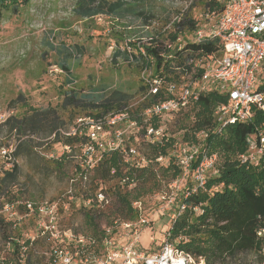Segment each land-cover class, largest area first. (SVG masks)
<instances>
[{
    "label": "trees",
    "instance_id": "16d2710c",
    "mask_svg": "<svg viewBox=\"0 0 264 264\" xmlns=\"http://www.w3.org/2000/svg\"><path fill=\"white\" fill-rule=\"evenodd\" d=\"M141 1H144L143 4L134 5L135 0H74L73 15L79 21L84 22L86 29L96 25L98 16H104V19L111 25L110 34L120 37L127 31L125 25L127 19L143 17L147 25L148 20L154 17V9L145 10L147 3L149 1L154 3V1ZM200 1L203 8H207L211 14L221 15L224 11V6L214 0ZM8 9L10 12L18 11L17 3H11L9 7L6 0H0V21L4 20V14ZM190 19L185 29L176 34L171 33L168 38L175 41L178 33L187 38L195 32L198 23L193 19V15ZM219 48L218 41H207L201 44H188L177 53L165 48L163 43L157 49L147 47V50L156 57L154 69L157 75L167 83L175 84L180 82L181 76L186 72L188 75L191 73V68L185 64V54L209 56ZM75 49L79 53L82 47L78 46ZM56 52L61 57L62 70L68 74V82L74 84L76 81L72 78V69L68 62L77 58V55L72 49L64 46ZM160 53L166 56L162 57ZM172 53L174 54L170 58ZM121 59L128 64H135L141 72L142 69H139L136 64L135 52L128 53L127 50L122 51L118 48L112 55V61L117 64V61H122ZM145 64L147 67L150 66L147 62ZM200 75L201 72L193 75V78H198ZM139 81L141 84L135 94L126 91L125 88L114 87H107L109 92L95 91L88 94L70 90L65 93L62 103L56 106L50 105L44 109L26 105L24 95L20 93L9 104L21 105L22 111L4 122L10 131L18 133L21 138L29 135L27 139H21L16 145L14 156L19 157L23 153L31 154L40 143V146L44 147L61 144L71 150L76 145L87 149L91 144L90 125L76 123L81 115L101 122L103 125L107 123L106 119L122 114H126L127 119L116 122V126L123 122H139L142 112L151 104V101L147 100L131 107L136 96H142L146 91L141 78ZM91 85L94 86L92 83ZM172 97V95L165 96L162 93L155 98V101L161 102ZM226 102L225 96L210 92L201 95L184 112L183 121L185 120L186 123L182 122L180 126V129L184 131L182 142L201 145L210 155L217 156V163L214 173L206 176L202 187L196 185L191 179L182 189L181 196L176 195V199L179 197L177 206L183 205L185 208L180 212V208L177 207L174 213L175 218L164 232V234L169 233L168 240L177 251L184 252L196 260L203 259L205 264L238 262L239 255L247 253H255L257 257L264 256V233L259 236V233L264 231V152L257 157L256 161L243 162L241 159L251 154L248 144L249 137L264 134V112L256 110L251 121L238 122L224 127L221 131H216L217 121L214 110L216 106ZM151 122L154 128H159L161 125L157 118H153ZM71 128L76 129L75 134H68ZM201 132H204L207 137L198 138L197 134ZM141 133L145 134V132ZM176 145L174 139L162 143L149 142L145 148L146 163L144 165L132 160L126 161V154L121 147L106 148L103 151L97 148V154L101 158L89 172L87 169L86 171L79 169L80 179L74 185L75 189L83 190L84 197L81 207L75 211L81 215L82 223L80 229H69L72 232L69 240L53 239L49 233L44 232L38 222L40 219L47 220L40 212L41 208L57 203L54 215L58 220V226L59 202L45 201L41 205L29 200L24 202L21 200L22 197L12 193L13 187L19 182V165L14 163L11 169L1 171L0 241L7 250L2 253L0 249V264H60L61 259L56 251H78L82 258L93 251L96 254L103 252L101 243L106 236L101 225L102 221H105L106 226L114 227L115 222L122 224L140 220L144 217L141 214L142 199L161 192L164 188H169L172 182L182 176V171L175 159L169 155ZM129 150L130 148H127V151ZM63 156L64 159L68 158L66 153ZM160 157L167 158L166 164L160 165L157 161ZM56 164L57 170L63 166L61 160ZM49 168L53 169L50 166ZM85 173L88 174L86 182L83 181ZM100 184L109 186L108 190L113 193L117 204L98 203L95 191ZM86 202L91 203L87 206ZM135 202H140L141 207H134ZM29 205H31L30 208ZM6 206L12 210L6 211ZM121 212L126 214L124 221L117 220ZM16 213L19 218L14 219L12 215ZM21 215L33 217L36 220L37 237L24 238L21 230L23 220ZM74 216L73 214L70 217V223ZM80 237L93 239L95 244L87 243V251L82 253L77 245ZM239 263L243 264L241 259Z\"/></svg>",
    "mask_w": 264,
    "mask_h": 264
},
{
    "label": "rangeland",
    "instance_id": "374dc122",
    "mask_svg": "<svg viewBox=\"0 0 264 264\" xmlns=\"http://www.w3.org/2000/svg\"><path fill=\"white\" fill-rule=\"evenodd\" d=\"M15 2L18 11L10 12L11 8H9L4 14V20L0 21V145L12 151L13 161L20 168L19 182L13 187L12 193L22 197L21 200L24 202L29 200L37 205L45 201L59 202L60 239L69 240L72 237L69 229H80L82 223L79 212L75 213L81 207L84 197L83 190L74 187L80 179L79 169L85 171L87 169L89 172L96 165L98 154L96 152L90 160L87 149L79 148V145L71 150L61 144L44 147L40 146V143L33 153L14 156L16 145L21 139H27L29 135L21 138L18 133L10 131L4 125L9 117L22 111L21 105L9 103L20 93L24 95L26 105L40 109L62 103L65 93L70 90L88 94L95 91L109 92L107 87H114L137 93L141 84L139 81L141 72L135 64H128L122 59L116 64L112 61V55L118 48L134 53L138 48L139 39L157 36L162 32L164 24L160 23L159 27L143 28L138 18L127 19L125 21L127 31L120 37H116L110 34L111 25L105 19L97 20L96 25L86 29L84 22H80L73 15L74 0H6L9 7ZM154 3V5L148 3L145 10L154 9L159 17L164 13L166 4L162 1ZM193 13L195 15L203 13L201 1L195 6ZM162 22L165 21L162 20ZM62 46L72 49L77 55V58L68 62L72 69V78L76 81L74 84L68 82V74L60 65L61 57L56 51ZM78 46L82 47L80 54L75 49ZM142 103H144L142 96L138 95L131 107ZM183 115L184 112L181 115L168 117L165 122L167 137L174 139L177 144L183 141L184 131L180 129L181 123H186L185 120L183 121ZM85 117L81 115L78 120L85 121L87 119ZM108 120L109 118L106 119ZM105 124L100 134L103 143H117L116 131L122 133L121 147L126 154V159L144 165L146 163L145 148L149 142L143 134L138 133L129 123L123 122L119 126ZM127 148L134 149L136 154L128 157ZM64 153L68 155L67 159L63 158ZM60 160L63 166L57 170L56 163ZM164 164L166 162L160 163V165ZM11 168L12 166L6 167L4 159L0 158V176L1 171ZM90 178L89 173V180ZM191 179L190 177L183 181L181 190L175 191L179 197L182 189ZM98 187L95 191L96 195L101 193L107 198L109 205L117 204L113 193L108 190V185L100 184ZM172 196L171 190L164 188L161 192L145 197L141 201V214L149 221V224L144 227L141 244L143 249H147L150 253L159 251L160 245L165 240L164 232L168 229L177 209L179 197L175 203L168 204ZM85 205L88 206L89 203L86 202ZM73 214L75 216L72 224L69 220ZM119 215L118 221L126 219L125 213L121 212ZM21 216L23 217L21 230L24 238L37 237L36 220L33 217ZM13 218H19L18 214L16 213ZM101 225L102 228L106 226L105 221H102ZM0 249L2 253L7 250L1 241ZM240 259L243 264H264V256L257 257L255 253L241 254ZM239 260L229 264H240Z\"/></svg>",
    "mask_w": 264,
    "mask_h": 264
},
{
    "label": "built area",
    "instance_id": "2783aa9c",
    "mask_svg": "<svg viewBox=\"0 0 264 264\" xmlns=\"http://www.w3.org/2000/svg\"><path fill=\"white\" fill-rule=\"evenodd\" d=\"M162 1L166 4L164 13L161 16L154 14L152 19L145 25L144 18L139 17V23L145 27H159L163 23V30L157 36L141 38L138 48L135 51L136 64L141 70V79L145 84V93L142 101L150 100L151 104L142 112L139 122H129L138 133L145 132L143 137L148 142H159L169 140L165 133V122L168 117L179 115L185 112L192 102L199 99L201 95L216 92L227 98L225 104L216 106L214 110L217 130L236 124L238 122H249L255 115V111L264 112V0H214L224 6L221 15L211 14L207 8L203 13L195 15L193 10L200 0H153ZM198 23V28L187 38L180 33L177 39L172 41L168 38L171 33L185 29L191 16ZM104 19L98 16L97 20ZM165 22H162V20ZM207 41H218L220 48L209 56H196L190 53L184 55L186 66L191 68V73L181 76L178 83L170 84L157 75L154 69L156 57L148 53L147 47L157 49L163 43L164 47L175 53L181 52L188 44H201ZM174 53L170 55L172 57ZM162 57L166 55L160 53ZM198 55V54H197ZM145 62L150 66H145ZM152 65V66H151ZM180 70V69H177ZM183 70V69H182ZM201 72L198 78H193ZM173 97L157 102L155 98L160 94ZM160 120L159 128L152 126V119ZM127 119L126 114L119 115L107 121L114 125L118 121ZM78 125H90L91 144L87 147V153L92 160L98 150L106 148L118 149L122 145V133L116 131L117 143L104 144L100 138L103 131V124L95 120L79 119ZM73 128L68 134H75ZM198 138L207 137L204 132L197 134ZM250 156L242 157V161H256L257 157L264 152V134L251 136L248 139ZM122 148V147H121ZM128 157L135 155L136 151L130 149ZM170 157L175 159L176 164L182 171V176L169 185L173 195L168 204L176 202L175 191L181 190L183 181L193 179L196 185L202 187L205 184L206 176L214 173L217 163V156L210 155L201 145L192 142H181L170 152ZM0 158L4 159L6 167L14 164L12 151L6 147H0ZM101 157L98 156V161ZM126 161H129L126 159ZM159 163L167 161V158L160 157ZM196 165V166H195ZM88 180V174L83 175V181ZM165 199V197H163ZM100 204L107 205L108 200L101 193L97 195ZM89 204L91 202H88ZM57 203L48 207L44 206L40 212L47 220L39 221L40 227L45 233H49L55 240H59L61 233L57 226V219L54 209ZM134 207H141L140 202H135ZM29 208L31 205L28 206ZM180 212L184 210L183 205H178ZM6 211L12 209L5 207ZM15 214L12 215V217ZM173 214L172 219L175 218ZM144 217L140 220L119 224L115 222L114 227L104 226L105 238L102 241L103 252L96 254L90 252L86 257L79 256L76 252H58L61 264H205L203 259L196 260L184 252L177 251L175 246L169 242V233L164 234L159 251L150 253L143 249L141 241L144 227L149 223ZM166 232V230H165ZM263 232L259 233L262 236ZM95 244V240L80 237L77 245L81 252L87 251L86 244ZM264 252V250H263Z\"/></svg>",
    "mask_w": 264,
    "mask_h": 264
},
{
    "label": "crops",
    "instance_id": "0c3cea01",
    "mask_svg": "<svg viewBox=\"0 0 264 264\" xmlns=\"http://www.w3.org/2000/svg\"><path fill=\"white\" fill-rule=\"evenodd\" d=\"M143 2H144V1H141V0H135V2H133V4H134V5H135V4H138V5H139V4H141V3L143 4ZM148 3L154 5L153 2L151 3V2L149 1ZM148 3H147V4H148ZM75 11H76V10H75ZM134 14H136V13H134ZM75 17H76V16H75ZM77 19H78V18H77ZM80 22H81V21H80Z\"/></svg>",
    "mask_w": 264,
    "mask_h": 264
}]
</instances>
